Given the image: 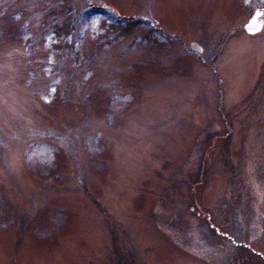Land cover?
I'll return each mask as SVG.
<instances>
[{
  "label": "rangeland",
  "instance_id": "rangeland-1",
  "mask_svg": "<svg viewBox=\"0 0 264 264\" xmlns=\"http://www.w3.org/2000/svg\"><path fill=\"white\" fill-rule=\"evenodd\" d=\"M254 8L0 0V264H264Z\"/></svg>",
  "mask_w": 264,
  "mask_h": 264
},
{
  "label": "water",
  "instance_id": "water-1",
  "mask_svg": "<svg viewBox=\"0 0 264 264\" xmlns=\"http://www.w3.org/2000/svg\"><path fill=\"white\" fill-rule=\"evenodd\" d=\"M261 15L262 11L254 9L252 16L243 26L246 33L255 34L262 28L264 21L262 20ZM191 46L194 47L193 44Z\"/></svg>",
  "mask_w": 264,
  "mask_h": 264
},
{
  "label": "trees",
  "instance_id": "trees-1",
  "mask_svg": "<svg viewBox=\"0 0 264 264\" xmlns=\"http://www.w3.org/2000/svg\"><path fill=\"white\" fill-rule=\"evenodd\" d=\"M138 23V22H137ZM55 29H57V31H58V33L60 32V30H58V29H60V26H55ZM69 43H67V45H68ZM65 48V47H64ZM67 50H69L68 49V47H67ZM76 71V70H75ZM57 77V75L55 76V78ZM70 77L73 79V80H75L78 76H76V73L74 72V74H72V73H70ZM58 79V78H57ZM207 217H208V215H206ZM218 230V228H217V226H215L214 225V232L215 233H220L219 231H217ZM250 249V248H249ZM250 251H252L253 252V254L255 253V249L253 250L252 248H251V250Z\"/></svg>",
  "mask_w": 264,
  "mask_h": 264
}]
</instances>
